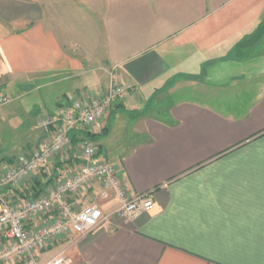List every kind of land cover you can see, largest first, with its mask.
<instances>
[{"label":"crops","instance_id":"crops-1","mask_svg":"<svg viewBox=\"0 0 264 264\" xmlns=\"http://www.w3.org/2000/svg\"><path fill=\"white\" fill-rule=\"evenodd\" d=\"M114 82L126 103L88 132L155 207L74 236L72 262L264 264V0H0V91L18 101L0 113V173L47 138L20 100L43 95L51 113ZM86 132L4 195L38 198L79 169ZM101 195L93 184L78 208L109 215L119 201Z\"/></svg>","mask_w":264,"mask_h":264},{"label":"built area","instance_id":"built-area-1","mask_svg":"<svg viewBox=\"0 0 264 264\" xmlns=\"http://www.w3.org/2000/svg\"><path fill=\"white\" fill-rule=\"evenodd\" d=\"M128 96V89L114 82L103 92L74 99L42 114L37 129L47 138L30 156L18 159L0 173V264H74L65 252L47 261L42 260L39 252L64 238H83L110 218L133 221L154 209L152 194L128 196L116 165L97 159L98 146L90 140L82 145L83 163L79 169L43 195L35 199L4 195L6 189L19 188L38 175L49 176L50 164L72 147L71 131L78 126L92 130L124 105ZM11 101L9 95L0 94V113ZM95 183L101 186L104 199L114 195L119 201V206L107 216L96 204L78 208L76 198Z\"/></svg>","mask_w":264,"mask_h":264},{"label":"rangeland","instance_id":"rangeland-1","mask_svg":"<svg viewBox=\"0 0 264 264\" xmlns=\"http://www.w3.org/2000/svg\"><path fill=\"white\" fill-rule=\"evenodd\" d=\"M74 25L76 27V24H74ZM86 25H87L86 29H89L90 24L86 23ZM80 32L87 35V32L84 30L80 31ZM6 91L7 92L0 91V94L5 93L9 96H11L10 94H15V92H13L12 89H10V88ZM26 91H29V89H27ZM8 92H9V94H8ZM181 97L189 98L190 94L189 93H183V95ZM174 98H176V97H174ZM46 100H47V98H45L43 95L32 94V95L24 98L23 100H20L19 104H21V107L20 106L19 107L23 111H26V112L39 111V112H41L40 114H43L46 111V109H45L46 107H49V106L54 104L51 101H49L48 104L46 102L47 105H43L44 104L43 102H45ZM149 104L152 105L155 103H154V101H152ZM9 107H15V110L18 112V101L12 102ZM38 123H39V120H38ZM93 204L94 203H90L88 205H93ZM75 240H76V238L74 236H71L68 238L61 239L59 241L52 242V243L48 244V246L43 247L41 249V251L39 252V254L44 255L45 257H47V260H49L52 257L56 256L58 253L65 252L66 257L71 260V257L73 256L71 254V248L76 245ZM71 261H73V260H71Z\"/></svg>","mask_w":264,"mask_h":264},{"label":"trees","instance_id":"trees-1","mask_svg":"<svg viewBox=\"0 0 264 264\" xmlns=\"http://www.w3.org/2000/svg\"><path fill=\"white\" fill-rule=\"evenodd\" d=\"M99 138H100L99 135H93L88 131L86 132L85 140H90L96 143L99 140Z\"/></svg>","mask_w":264,"mask_h":264}]
</instances>
